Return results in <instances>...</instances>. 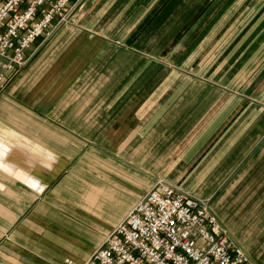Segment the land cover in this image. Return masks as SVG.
Returning a JSON list of instances; mask_svg holds the SVG:
<instances>
[{
	"label": "crops",
	"instance_id": "0c3cea01",
	"mask_svg": "<svg viewBox=\"0 0 264 264\" xmlns=\"http://www.w3.org/2000/svg\"><path fill=\"white\" fill-rule=\"evenodd\" d=\"M72 3L0 96V264H86L159 180L264 264V0Z\"/></svg>",
	"mask_w": 264,
	"mask_h": 264
},
{
	"label": "built area",
	"instance_id": "2783aa9c",
	"mask_svg": "<svg viewBox=\"0 0 264 264\" xmlns=\"http://www.w3.org/2000/svg\"><path fill=\"white\" fill-rule=\"evenodd\" d=\"M26 4L25 7L23 5ZM72 0H0V96L32 44L68 19ZM86 264H251L212 213L165 180L139 200Z\"/></svg>",
	"mask_w": 264,
	"mask_h": 264
},
{
	"label": "clouds",
	"instance_id": "9594fccd",
	"mask_svg": "<svg viewBox=\"0 0 264 264\" xmlns=\"http://www.w3.org/2000/svg\"><path fill=\"white\" fill-rule=\"evenodd\" d=\"M37 183H39V181H37Z\"/></svg>",
	"mask_w": 264,
	"mask_h": 264
},
{
	"label": "rangeland",
	"instance_id": "374dc122",
	"mask_svg": "<svg viewBox=\"0 0 264 264\" xmlns=\"http://www.w3.org/2000/svg\"><path fill=\"white\" fill-rule=\"evenodd\" d=\"M68 20V19H67Z\"/></svg>",
	"mask_w": 264,
	"mask_h": 264
},
{
	"label": "snow or ice",
	"instance_id": "6c2138e0",
	"mask_svg": "<svg viewBox=\"0 0 264 264\" xmlns=\"http://www.w3.org/2000/svg\"><path fill=\"white\" fill-rule=\"evenodd\" d=\"M35 186V185H34Z\"/></svg>",
	"mask_w": 264,
	"mask_h": 264
}]
</instances>
